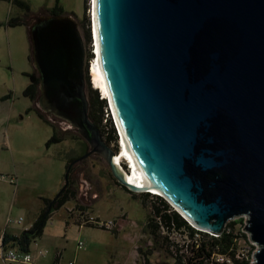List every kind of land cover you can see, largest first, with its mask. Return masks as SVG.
<instances>
[{
	"label": "water",
	"instance_id": "95a60500",
	"mask_svg": "<svg viewBox=\"0 0 264 264\" xmlns=\"http://www.w3.org/2000/svg\"><path fill=\"white\" fill-rule=\"evenodd\" d=\"M95 20L120 132L142 173L199 230L219 235L246 215L253 264H264V0H95ZM28 35L41 109L78 129L84 156L102 155L121 186L141 191L88 117L75 21L40 16Z\"/></svg>",
	"mask_w": 264,
	"mask_h": 264
},
{
	"label": "rangeland",
	"instance_id": "374dc122",
	"mask_svg": "<svg viewBox=\"0 0 264 264\" xmlns=\"http://www.w3.org/2000/svg\"><path fill=\"white\" fill-rule=\"evenodd\" d=\"M26 1L31 10L27 21L31 25L37 17L49 15L55 0ZM58 2L64 11L62 15L75 21L87 51L83 34L90 0ZM18 13L7 0H0V22ZM28 29L0 26V234L3 230L18 234L22 228L31 226L42 207L40 198L51 199L56 195L64 184L65 162L73 158L68 167L76 198L51 214L42 235L31 244L32 260L28 264H143L141 254L146 253L149 264H172L173 256L163 248L165 244L153 241L145 226L151 198L145 200L143 207V196L138 195L141 191L134 192L135 196L127 193L112 177L102 155L93 152L84 156L89 144L77 128L43 111L38 98L31 104L22 95L28 84L24 73H37ZM90 63H87L89 83L91 89H96L89 74ZM85 93L87 97L91 93L86 85ZM30 107L37 108L55 126L64 137L62 142L45 147L51 128L33 110L27 111ZM107 113L111 119L108 109ZM123 164L122 161L121 167L126 171ZM10 178L14 183L9 182ZM19 218L22 220L17 223ZM89 218L99 220L98 224L106 222L114 232L78 226ZM7 219L10 224H6ZM233 229L238 236L237 249L250 256L255 246L249 245L243 236L246 235L243 226L236 223ZM181 239L189 241L184 236L177 237V242ZM0 264L23 263L0 259Z\"/></svg>",
	"mask_w": 264,
	"mask_h": 264
},
{
	"label": "trees",
	"instance_id": "16d2710c",
	"mask_svg": "<svg viewBox=\"0 0 264 264\" xmlns=\"http://www.w3.org/2000/svg\"><path fill=\"white\" fill-rule=\"evenodd\" d=\"M7 1L17 8L20 13L9 17L5 22H0V26H25L26 29H28L30 23L27 21V17L31 12L28 2L26 0ZM48 13L51 15H61L64 13L58 0L54 1V5L48 10ZM86 21L83 34L84 40L88 45L85 57V82L88 90L91 92L87 97L89 105L88 117L90 121H92L100 129L104 142L108 146L113 144L112 149L117 151L118 139L112 119H110L107 113V101L100 96L97 89H91V85L89 83L87 63L93 58L92 48L91 46L89 47V44H91V23L89 15H87ZM28 60L30 61V56L28 57ZM24 75L28 78V84L23 89L22 95L28 98L31 104H35L39 95V76L36 72L24 73ZM5 98L6 96L2 97V99ZM29 110H33L37 117L51 128L52 134L45 143L46 148L52 144H58L63 141V135L59 134L55 126L52 125L37 108L30 107L27 111ZM86 152L87 150L85 149L84 153ZM73 161V158H68L65 162V169H67V173L65 172L67 183L65 185L63 184L53 198H40L42 207L39 209V212L31 226L28 229L22 230L18 235H10L4 232L1 237L2 244L6 245L8 243H14L23 251L28 252L30 243L42 235L44 226L51 214L60 209L68 201L75 200L77 193L70 179V170L68 167ZM123 166L127 170L125 163ZM121 187L132 196L137 194L129 191L124 186ZM138 195L143 196L141 199L143 207H145V200L149 198L152 200L151 211L146 216L145 226L153 241L160 242V244L163 242L165 244V246L163 245V248L169 251L173 256L172 264H248V261H246L244 257L239 259L235 257V252L237 250L236 241L238 236L234 233L233 226L240 222V220L227 222L223 232L218 236H213L191 228L181 215L173 210L160 196L148 192H140ZM98 222L99 220L97 219L89 218L78 226L96 227L102 230L114 232L113 229L107 227L106 222H102L101 224H98ZM65 225H67V222ZM184 236H186L189 241L181 239L180 242H177V237ZM243 236L246 237L245 234ZM215 254L229 257L231 262H215L212 259ZM141 256L143 258V264H149V259L147 258L148 253L141 254ZM57 260L58 258H55L56 262Z\"/></svg>",
	"mask_w": 264,
	"mask_h": 264
},
{
	"label": "bare ground",
	"instance_id": "6f19581e",
	"mask_svg": "<svg viewBox=\"0 0 264 264\" xmlns=\"http://www.w3.org/2000/svg\"><path fill=\"white\" fill-rule=\"evenodd\" d=\"M90 9H89V15L91 16V22H92V32H93V38L92 40L94 41V44H92V49H94L93 58L91 59L90 67H89V74L91 76V82L94 84L95 88L100 92V94L106 98L108 97L110 102L108 105L109 106V113L110 116L113 117V121L116 124L119 129L120 136L117 135L118 138V152L113 156L112 161L113 164L116 166V168L122 173L125 181L132 186H135L141 191H147L150 193H153L155 195H159L166 199L168 203H170L176 211L180 213V215L188 221L193 227L199 228L195 226L183 213L182 211L174 205L167 197L165 194H163L160 189L154 185L151 180L146 177L139 165L135 162V160L132 158L123 138L120 132V128L117 122V117L114 111V107L106 86L105 78H104V73H103V68L101 65V60H100V55H99V49H98V38H97V31H96V20H95V0H90ZM112 121V122H113ZM116 127V130H117ZM124 162L129 165L127 167V170L124 171L121 167V162ZM200 229V228H199ZM204 230V229H201ZM207 231V230H204Z\"/></svg>",
	"mask_w": 264,
	"mask_h": 264
},
{
	"label": "built area",
	"instance_id": "2783aa9c",
	"mask_svg": "<svg viewBox=\"0 0 264 264\" xmlns=\"http://www.w3.org/2000/svg\"><path fill=\"white\" fill-rule=\"evenodd\" d=\"M89 19L91 20V16L89 17ZM92 52H93V49H92ZM9 182H11V183L13 182L14 183V179L10 178L9 179ZM144 192H147V191H144ZM148 193H150V192H148ZM151 194H153V193H151ZM168 204L170 205V207L173 210H175L174 207L170 203H168ZM247 219H248V217L246 215H241V216H238V217H236V218H234V219H232L230 221L240 220V222H238V223L240 225H242L243 228H244ZM21 220L22 219L19 218L16 222L17 223H20ZM10 222L11 221L9 219L6 220V224H10ZM186 222L194 230L204 232L202 230H199L198 228L193 227L188 221H186ZM205 233H208V232H205ZM208 234H210V233H208ZM210 235H212V234H210ZM213 236H218V235L216 234V235H213ZM246 237H247V241H248L249 245H254L256 247L255 243H253L249 239L247 233H246ZM253 253H254V251L251 253L250 256H248L247 254L244 253V251L237 249L236 252H235V257L238 258V259L241 258V257H244L246 259V261H248V264H253ZM0 259H2L3 261H7L9 263L20 262V263H23V264H28L32 260L29 251L28 252L23 251L18 245L14 244V243H8V244L4 245V244L1 243V239H0ZM212 259H213V261H215L217 263H222V262L230 263L231 262L230 259H229V257H226L224 255H219V254L213 255ZM69 264H71V263H69ZM210 264H212V263H210Z\"/></svg>",
	"mask_w": 264,
	"mask_h": 264
},
{
	"label": "crops",
	"instance_id": "0c3cea01",
	"mask_svg": "<svg viewBox=\"0 0 264 264\" xmlns=\"http://www.w3.org/2000/svg\"><path fill=\"white\" fill-rule=\"evenodd\" d=\"M28 228H29V227H24V228H22V230H25V229H28ZM22 230H21V231H22ZM4 232L7 233V234H10V235H18V234L20 233V232H19L18 234H12V233H8L7 230H3L2 233L0 234V239H1L2 234H3ZM31 244H32V243H30V245H29V251L31 250Z\"/></svg>",
	"mask_w": 264,
	"mask_h": 264
},
{
	"label": "clouds",
	"instance_id": "9594fccd",
	"mask_svg": "<svg viewBox=\"0 0 264 264\" xmlns=\"http://www.w3.org/2000/svg\"><path fill=\"white\" fill-rule=\"evenodd\" d=\"M93 52H94V50H93ZM104 98V97H103ZM105 99V98H104ZM106 100V99H105ZM108 105V104H107ZM111 119H112V117H111ZM113 121V120H112ZM114 124V123H113ZM114 127H115V125H114ZM116 129V128H115ZM116 133H117V130H116ZM117 135H118V133H117ZM129 167V166H128Z\"/></svg>",
	"mask_w": 264,
	"mask_h": 264
}]
</instances>
